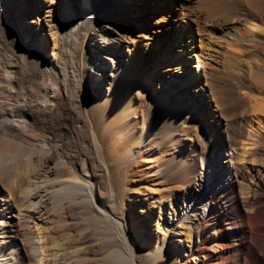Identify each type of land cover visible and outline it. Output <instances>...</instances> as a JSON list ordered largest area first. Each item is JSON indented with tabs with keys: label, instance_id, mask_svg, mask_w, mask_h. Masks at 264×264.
Segmentation results:
<instances>
[{
	"label": "bare ground",
	"instance_id": "bare-ground-1",
	"mask_svg": "<svg viewBox=\"0 0 264 264\" xmlns=\"http://www.w3.org/2000/svg\"><path fill=\"white\" fill-rule=\"evenodd\" d=\"M161 1L0 0V264H90L78 206L113 264H264V0L224 46L170 20L150 58L126 19Z\"/></svg>",
	"mask_w": 264,
	"mask_h": 264
},
{
	"label": "rangeland",
	"instance_id": "rangeland-1",
	"mask_svg": "<svg viewBox=\"0 0 264 264\" xmlns=\"http://www.w3.org/2000/svg\"><path fill=\"white\" fill-rule=\"evenodd\" d=\"M183 1L184 0H163L160 2V5L154 4V6H152V10L150 7L147 10V12H145L148 14L151 13L152 16L150 19L146 15H143V12L141 13L140 9L139 11L136 10V15L133 13L134 11L133 8L128 13L126 24H128L131 28L137 26H140L142 28V30L136 32L137 34H139L138 36L137 34L134 33L135 37H139L143 41V43L144 41L151 42V45L149 46L150 58L155 57V55L165 47L166 43L170 41L172 28L169 27V25H173L176 29L178 28L177 26L178 23L171 22L174 21L173 20L174 18H177L179 20V23H181V25L182 22L184 21L183 18H185L187 24L191 23L197 30V36L199 35L204 37L203 44L209 45L207 38L210 35L215 37V42L217 43H214V45L220 44L224 46L226 43H229V40L231 41V39L228 36V32H227L228 30L226 29V24H225L226 23L225 21L228 18L229 9L234 8L233 9L234 14L238 16H243L244 14H247V11L244 10V7H242L240 0H206L203 2L202 0H189V1L185 0L184 3ZM42 28H44L43 25L41 26V29ZM0 31H1V27H0ZM44 32L48 34L49 30L45 29ZM30 36H31L30 33H25L24 35L18 38L20 39L22 44L27 45L30 43L29 42L31 40ZM42 42H43V38L41 43ZM143 43L140 44L138 52L144 50L145 45H143ZM230 45L235 50H242V47L239 43L231 42ZM198 46L200 48V45ZM42 48L43 45L41 44V47H38V52H40V54L41 53L44 54L42 52ZM48 50H49L48 52L50 53L53 52V43H50V48ZM13 60L14 58L10 54V52L8 53V51L0 50V61H2L4 64H11L14 62ZM194 63L195 62L193 60L192 63H190V67L195 69V67H193ZM41 71H45L44 67L43 70ZM228 73L229 72H227L226 70H223L219 73V75L220 76L222 75L223 77L224 76L227 77ZM23 74L25 76L29 75L31 77L34 73L32 68H29V69H23ZM39 75L40 74H38V76ZM27 79L29 80V78ZM37 80L38 77L36 78L32 77L30 78L29 83L30 82L35 83L37 82ZM29 83L27 82L26 84ZM256 155H258L259 157L256 158ZM253 156L257 160H259L261 157L259 151L257 150H254L252 157ZM261 189L262 192L264 193V182ZM262 202L264 203V199L261 201V203ZM80 209H81L80 206L75 208L76 213L74 214V218L76 223L71 225L70 228L75 242L79 246L82 245L85 246L84 251L91 255V258L88 261L90 264L92 263L113 264V261H115L117 257L116 256L110 257V255L107 256L108 255L107 252L111 248L110 245H107L108 243L100 240L101 238L100 235L96 231H94L96 227L91 226L88 227L89 229L84 228V223L80 222L81 221L80 219L82 218L83 215L80 212ZM79 228H82L81 233H79ZM15 235L16 238L19 240L20 239L23 240L26 236L24 230L19 227L16 230ZM107 248L109 249L107 250ZM140 251L138 253L139 258L137 256L138 264H171V262L167 260L165 257L153 259L145 251L143 250ZM81 253H83V249H81ZM68 258H69L68 261L71 264H76V263L79 264V261L75 260V258L72 255L69 256ZM34 259H35L34 255L29 251L28 255L26 254L23 264H35Z\"/></svg>",
	"mask_w": 264,
	"mask_h": 264
}]
</instances>
